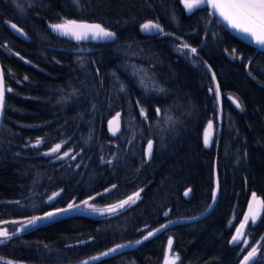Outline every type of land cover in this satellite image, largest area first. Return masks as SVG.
Returning a JSON list of instances; mask_svg holds the SVG:
<instances>
[{"label":"trees","instance_id":"16d2710c","mask_svg":"<svg viewBox=\"0 0 264 264\" xmlns=\"http://www.w3.org/2000/svg\"><path fill=\"white\" fill-rule=\"evenodd\" d=\"M207 16L203 7L185 11L182 0H0V68L11 88L0 122V220L90 196L91 202L111 204L143 189L135 204L104 222L90 225L73 216L45 223L27 238L0 245L1 253L34 264H65L126 243L166 217L205 209L215 169L216 203L198 222L176 227V245L187 264H235L242 247L229 244L226 223L230 215L238 220L250 192L264 199V52ZM62 19L98 22L116 40L60 37L49 25ZM146 19L177 37L169 40L196 47L198 56L178 55L162 41L167 38L139 34L137 26ZM5 20L22 28L27 40L14 36ZM207 68L215 73L221 109L205 93ZM250 72L258 81L249 80ZM228 93L241 112L226 100ZM115 111H121V133L109 137L105 122ZM207 120L214 135L204 148ZM37 138L46 143L26 147ZM148 140L153 151L146 159ZM61 141L68 143L57 155L71 150L69 157L43 155ZM54 192L61 194L46 203ZM247 234L264 237V211ZM152 247L147 240L132 253L94 264H147ZM260 257L253 264H264Z\"/></svg>","mask_w":264,"mask_h":264},{"label":"snow or ice","instance_id":"6c2138e0","mask_svg":"<svg viewBox=\"0 0 264 264\" xmlns=\"http://www.w3.org/2000/svg\"><path fill=\"white\" fill-rule=\"evenodd\" d=\"M75 3H79V0H75ZM184 8L192 13L197 9L206 7L209 11V16L216 18V23L223 22L226 27L235 30L238 33H241L249 40L250 43H254L259 46L261 50H264V0H182ZM10 23V22H9ZM11 28L16 31L18 34L23 35V29L18 28L16 24H10ZM49 27L55 33L60 36L68 37L75 41H87V40H112L115 38L116 33L110 31L108 28L103 26L100 23H87L81 22L72 19H62L59 23L50 24ZM142 32L156 34V35H174L172 33H167L164 31L163 26L159 22H154L148 20L145 23L140 25ZM187 49L192 55L197 54V48L192 47L187 42H182L177 45L178 52H184ZM186 55L188 53H185ZM236 54V50H232V55ZM18 55V54H17ZM251 63V60H250ZM210 68V66H209ZM213 80H215V73L212 74ZM27 79V77H25ZM143 84V81H141ZM160 92H163V88L157 89ZM11 91V88L5 87V81L3 77V72L0 70V114H2L5 107V92ZM210 92H214L217 99L220 98L221 93L219 85L217 84L215 89H209ZM233 103L236 104L237 108H241L240 102L233 97ZM157 114L161 112L159 108L156 109ZM119 113L114 120H110L109 128L112 131L113 135L119 130ZM141 115H145V110L141 108ZM214 131L213 121L209 120L207 126L204 129V144L206 147L210 146L212 142ZM46 143V138H37L34 143L26 145L32 148H39L41 145ZM68 141H61L59 144L54 145L48 151L44 152V156H55L56 160H61L63 158L69 157L70 151H65L60 155L61 148L63 145L67 144ZM153 151V141H147V155L151 157ZM75 159V156L71 157ZM111 163V161H107ZM112 188H116V185H112ZM63 189H61V192ZM111 189H105L104 192L107 193ZM143 189L132 193L127 196L126 199L120 200L116 203L109 204L105 207H97L95 204L90 203L94 200L95 197L90 196L87 200H83L79 203L73 202L69 203L67 207L64 208H54L52 211L44 212L43 215L27 217L22 221H11L10 223L19 224V228L9 232L7 228H0V245L7 243L12 239L14 235H17L19 232L27 231L37 224L45 221H52L57 216H60L65 213L70 212H87L96 213L101 216L105 214L115 215L118 212L122 211L126 207L135 204L137 200L140 199V193ZM191 192V189L185 191L184 195L188 196ZM60 192H54L51 196L48 197L46 203L51 204L58 196ZM97 196L103 195V193H97ZM213 200L216 198V193L213 192ZM15 203L19 204V201ZM212 207V205H209ZM262 211H264V199L257 197L255 192L252 193V199L248 203V210L243 216V220L240 221L238 227H236L235 234L232 236L230 243L240 245L243 244L244 247L241 249V252L247 251V254L243 256V259L240 261V264H251L257 254H261V259L264 260V237L261 238V241L255 242V245L249 243V240L246 238L247 233L245 232L246 226L251 223H256L257 219L261 217ZM165 216L168 215L166 212ZM195 219V218H193ZM0 223H9L3 221ZM175 223L174 221L169 220L168 224L160 225V228H157L152 231H148L147 235L142 238V240L130 241L128 244H117L112 248H109L107 251L99 253L96 256L89 257L80 262V264H91L93 261H99L102 257L110 256L114 253H117L120 249L130 246L131 244H141L143 241L151 238L155 233L161 232L163 229H166L169 224ZM231 224V222H230ZM147 227V226H146ZM78 243H84V241H79ZM173 241L170 237L167 242V249L165 252L163 264H178L179 254L172 251ZM47 247V245H45ZM250 248V250H248ZM0 264H13L12 261H2Z\"/></svg>","mask_w":264,"mask_h":264},{"label":"water","instance_id":"95a60500","mask_svg":"<svg viewBox=\"0 0 264 264\" xmlns=\"http://www.w3.org/2000/svg\"><path fill=\"white\" fill-rule=\"evenodd\" d=\"M204 8V10L206 11V13H207V17H208V20H210V19H214V20H216V18L215 17H212V16H209V14H208V9L206 8V7H203ZM73 20H77V19H73ZM148 20H152V21H154V22H158V21H156V20H153V19H146V20H142V21H140L139 22V24H138V26H137V32L139 33V34H142V35H144V36H150V37H154V38H158V37H160V38H168V37H171V38H173V39H176L177 37L175 36V34L174 35H156V34H150V33H145V32H142L141 31V29H140V25L141 24H143V23H145L146 21H148ZM77 21H80V20H77ZM81 22H87V23H92L91 21H87V20H84V21H81ZM55 23H59V22H55ZM94 23H98V22H94ZM160 23V22H159ZM4 24H5V27L11 32V33H13L14 34V36H16V37H18V39H25V40H27V37H26V33L24 32V30H23V35H20V34H18L16 31H14L12 28H11V26H10V24H15L14 22H10L9 23V21L8 20H5L4 21ZM54 24V23H53ZM161 24V23H160ZM218 24H220V26L223 28V29H225L229 34H231V36H233L235 39H238V41L239 42H243L244 44H246L250 49H256V50H259V52H264V50H261L260 48H259V46H257V45H255L254 43H250L249 42V40L247 39V38H245V36L243 35V34H241V33H238V32H236L235 30H233V29H230V28H228V27H226V25L223 23V22H221V23H218ZM17 25V24H16ZM18 27V26H17ZM19 28V27H18ZM50 28V27H49ZM106 28H108V27H106ZM164 28V27H163ZM110 31H112V29H110V28H108ZM50 30H51V28H50ZM52 31V30H51ZM53 32V31H52ZM113 32V31H112ZM166 32V31H165ZM167 33H172V32H167ZM54 34H56V35H58L57 33H55L54 32ZM173 34V33H172ZM58 36H60V35H58ZM117 36V35H116ZM116 36H115V38L114 39H112V40H87V41H81L82 43H85V42H92V43H95V42H102V43H106V42H110V41H115L116 40ZM60 37H63V36H60ZM64 38V37H63ZM66 38H68V37H66ZM68 39H70V38H68ZM71 41H73V42H75V40H73V39H70ZM80 42V41H79ZM196 48V47H195ZM199 48V47H198ZM0 67H1V63H0ZM0 70H1V68H0ZM207 70H208V68H207ZM209 71V70H208ZM210 72V71H209ZM210 74H211V76H212V73L210 72ZM4 77V76H3ZM212 81L214 82V88L213 89H215V87H216V85L218 84L215 80H213V78H212ZM226 99L228 100V102H230V104H231V106H233V107H235V109L237 110V111H240L241 112V108H237L236 107V104L235 103H233V101H232V98L233 97H235L234 95L232 96V95H230V94H226ZM236 98V97H235ZM220 99H221V96H220V98L219 99H217L216 98V103H218V107L221 109V102H220ZM117 113H121V111H115L113 114H110L109 115V117H108V119H107V121L105 122V129L107 130V133H108V136L110 137V136H116V135H119L120 133H121V128H120V123H121V118H120V115H119V130L116 132V134L115 135H113V133H112V131H110V128H109V121L110 120H114L116 117H117ZM3 112H2V114H0V122H1V119H3ZM208 121L209 120H207L204 124V128H203V130L201 131V135H202V141H201V144L203 145V147L205 148L206 146H205V144H204V129H205V127L207 126V123H208ZM1 125V124H0ZM214 135V134H213ZM212 139H213V137H212ZM209 147V146H208ZM144 148H145V150H144V157L146 158V159H149V156L147 155V143L145 144V146H144ZM207 148V147H206ZM215 172H216V170L214 169V172H212V176H213V182H212V186H213V188H212V192L210 193V197H211V199H210V202L207 204V206H206V208L205 209H203L201 212H199V213H197V215H195V216H187V217H185V218H183V217H177L176 219H171V221H174L175 223H172V224H169L168 225V227L169 226H175V225H177V224H182V223H184V224H187V223H189V222H196V221H198L199 219H201L202 217H205L211 210H212V208H213V205L216 203V201H217V192H218V186H217V175H215ZM112 188V186L111 187H107V189H111ZM106 189V188H105ZM104 189V190H105ZM213 192H215L216 193V198H215V200H213ZM209 205H212V207H209ZM64 207H67V206H63L62 208H64ZM52 210H54V208L52 209ZM52 210H49V211H52ZM48 210H46V211H43V212H41L40 214H35V215H32V216H39V215H43V213L44 212H47ZM76 214H79L80 216H83V215H89L90 217H93V216H96V215H99V214H96V213H91L90 211H87V212H70V213H65V214H62V215H60V216H57L55 219H57V218H62L63 216H73V215H76ZM101 216V215H100ZM193 218H195V219H193ZM54 219V220H55ZM53 221V220H52ZM52 221H45V222H41V223H39V224H37L35 227H41L43 224H45V223H51ZM169 221V220H168ZM168 221L166 222V223H164V224H168ZM163 224V223H162ZM162 224H160V225H162ZM160 225L159 226H156V228H154V229H150V230H148V231H152V230H155V229H157V228H160ZM19 228V225H18V227L16 228V229H18ZM15 229V230H16ZM32 229V228H31ZM31 229H29V230H31ZM167 229V228H166ZM166 229H163L164 231L166 230ZM28 230V231H29ZM147 233L148 232H146V234L144 235V236H146L147 235ZM157 235V233H155L152 237H154V236H156ZM143 235L141 236V237H138L136 240H142V238L144 237ZM135 240V241H136ZM147 240H145V241H143L142 243H144V242H146ZM130 242V241H129ZM118 244H122V243H118ZM123 244H128V242H126V243H123ZM117 245V244H116ZM139 244H131L130 246H128V247H125V248H122V249H120L117 253H120V252H126V250H128V249H131V248H136L137 246H138ZM114 247V246H113ZM109 248H112V246L111 247H109ZM109 248H107L106 250H104V251H102V252H105V251H107ZM101 251L100 252H98V253H95V255H89V256H87V257H85V259H88L89 257H92V256H96V255H98L99 253H102ZM117 253H114V254H112L113 256H115ZM112 255H110V256H112ZM106 257H109V256H105V257H102L101 259L103 260V259H105ZM85 259H83V260H85ZM100 259V260H101ZM83 260H77V261H75V262H73V263H71V262H68V263H65V264H80V262L81 261H83ZM94 263H96V261H93V262H91V264H94ZM23 264H25V263H23Z\"/></svg>","mask_w":264,"mask_h":264},{"label":"flooded vegetation","instance_id":"af4514ba","mask_svg":"<svg viewBox=\"0 0 264 264\" xmlns=\"http://www.w3.org/2000/svg\"><path fill=\"white\" fill-rule=\"evenodd\" d=\"M164 38V37H163ZM169 38V37H168ZM166 39V40H162L163 42H165V41H168L169 39ZM250 76H248L249 77V80L250 81H253V79L254 80H256V81H258L254 76V74L252 75L251 74V72H250V74H249ZM252 77V78H251ZM252 79V80H251ZM260 83V82H259ZM205 93H207V92H205ZM229 94V93H228ZM225 98H227L226 97V95H225ZM222 99V98H221ZM220 99V100H221ZM227 100V99H226ZM228 101V100H227ZM262 121H263V124H264V113H263V117H262ZM112 189V188H111ZM183 196H185L184 194H183ZM261 199H263L262 197H260ZM84 200H87V199H84ZM83 201V200H82ZM118 201H120V200H118ZM118 201H115L114 203H116V202H118ZM73 202H76V203H79V202H81V201H78V200H75V201H73ZM72 202V203H73ZM90 203H92V204H95L97 207H105V206H107V205H109L110 203H105V204H103V205H100V204H98V203H95V202H91L90 201ZM69 203H64V204H62V205H60V206H51V208H49V209H47L48 211L49 210H52L53 208H62L63 206H67ZM111 204H113V203H111ZM129 207V206H128ZM46 211V210H45ZM122 211H124V209L122 210ZM201 212V211H200ZM197 213H199V212H197ZM163 215V214H162ZM193 214H191V215H188V216H192ZM195 215H197V214H194L193 216H195ZM74 217H76V216H79L80 218H84L83 220L86 222V223H88V224H90V225H94V223H97V222H104V220H106V217L107 216H109V215H104V216H100V215H96V216H93V217H90L89 215H83V216H80L79 214H76V215H73ZM73 216H63L62 218H57V219H55V220H53V221H61L62 219H65V218H67V217H69V218H72ZM162 217H164V216H162ZM177 217H183V216H177ZM177 217H175V218H173V217H166V219H163L160 223H158L156 226H159L160 224H164V223H166L168 220H171V219H176ZM186 216H184L183 218H185ZM27 217H21V219H17V218H10V219H2V220H0V222H3V221H7V222H9V223H0V228H7L8 229V231L9 232H12L13 230H15L17 227H18V225L19 224H13V223H10L11 221H22V220H24V219H26ZM203 218V217H202ZM201 218V219H202ZM201 219H199V220H201ZM260 220V217H259V219H258V221ZM52 221V222H53ZM237 221V220H236ZM257 221V222H258ZM194 222V221H193ZM196 222H198V221H196ZM189 223H192V222H189ZM195 223V222H194ZM182 224H184V223H182ZM178 225H181V224H177V225H175V226H169V227H167V229L164 231V230H162L161 232H159V233H157V235L156 236H154V237H151V238H149L148 239V241H150V242H152L153 243V245H154V248L152 247V249L150 250L151 252V256H152V258L151 259H148V263L147 264H163V260H164V256H165V252H166V249H167V242H168V240H169V238L171 237L172 238V241H173V245H172V251L174 252V253H178L179 254V261H178V264H187L186 263V261L183 259V256H184V251L180 248V247H178L177 245H176V240H175V236H176V227L178 226ZM184 225H186V224H184ZM154 228H156V227H150V228H147L146 229V232H148V230H150V229H154ZM227 228H229V232H230V234L228 235V242H229V244H233V243H230V241H231V239H232V236L235 234V231L233 232V229H232V227L231 226H229V227H227ZM249 228H250V226L249 225H247L246 226V229H245V231H248L249 230ZM30 231V230H29ZM28 230L27 231H23V232H19L17 235H14L13 237H12V239L14 238V240H17V241H19V240H22L23 238H27L26 237V235L28 234L27 232H29ZM146 232L145 233H141V234H139L138 236H136L134 239H131V240H129V241H135L138 237H141L142 235L144 236L145 234H146ZM12 239L11 240H9L6 244H10L11 242H13L12 241ZM79 240V239H78ZM129 241H126V242H129ZM75 242H77V240H75ZM147 242V241H146ZM118 243H122L123 244V242H117L116 244H118ZM115 244V245H116ZM115 245H110V246H108V247H106L104 250H106L107 248H109V247H113V246H115ZM139 246V245H138ZM156 246V247H155ZM137 248V247H136ZM135 248H131V249H128V250H126V252H120V253H117L115 256H109V257H106L105 259H101L102 261H106L107 259H116V258H118V257H120L121 255H127L128 253H132L133 252V250H134ZM104 250H99V251H97V252H95V253H98V252H102V251H104ZM1 251H2V248H0V262H2V261H12L13 262V264H23V263H25V264H34V263H31V262H29V261H25L24 259L23 260H19L18 258H11L9 255H8V253H1ZM246 252V251H245ZM244 252V253H245ZM95 253L93 254V255H95ZM242 253V252H241ZM243 253V254H244ZM243 254H241V255H239L238 256V258L236 259V261H235V264H240V261L242 260V256H243ZM92 255V254H91ZM85 257H87V256H85ZM85 257H83V258H79V259H77V260H83V259H85ZM256 262V258L254 259V261H252L251 262V264H253V263H255Z\"/></svg>","mask_w":264,"mask_h":264},{"label":"rangeland","instance_id":"374dc122","mask_svg":"<svg viewBox=\"0 0 264 264\" xmlns=\"http://www.w3.org/2000/svg\"><path fill=\"white\" fill-rule=\"evenodd\" d=\"M185 9V8H184ZM185 11H187L186 9H185ZM174 40V39H173ZM165 44H167V46H169L170 47V50H172L173 52H175L176 54H185V53H188L186 56L188 57V58H192V56H195V55H192L191 53H189L188 52V50L187 49H185L184 50V52H178L177 51V45L178 44H180V43H182V42H175V41H172V40H168V41H165L164 42ZM197 56H198V52H197V54H196ZM208 71V70H207ZM209 72V71H208ZM209 74H210V72H209ZM210 76V78H209V82L210 83H208V85L206 86V92H207V95H209V103H211L212 105L213 104H216V96H215V93L214 92H210L209 91V89H213L214 88V82L212 81V76H211V74L209 75ZM218 104V103H217ZM219 108V107H218ZM218 114H217V120H219V119H221V114L219 113V112H217ZM252 193L253 192H250L249 193V200H248V202H246V208L244 209V211L241 213V215H240V217L238 218V220L236 221V218H235V216H233V215H230L231 217L229 218V221H228V223H226V227H229V226H231L232 227V229H233V232L234 231H236V227H238L239 226V224H240V221L241 220H243V216H244V214L247 212V210H248V203H249V201L252 199ZM258 198H260V196H257ZM261 199V198H260ZM259 219V218H258ZM258 219H257V221H258ZM230 222H231V224H230ZM249 226L250 225H253V223H251V222H249V224H248ZM246 233H248V231H245ZM263 236L262 235H260V238L257 240V239H253V237L252 236H247L246 238L249 240V243L250 244H252L253 246L255 245V242H257V241H261V238H262ZM240 247H244V245L243 244H240ZM248 250H250V248L248 249ZM245 252V251H244ZM243 252V253H244ZM243 253H241V254H243ZM240 254V255H241ZM247 254V251L243 254V256L244 255H246ZM259 254V253H258ZM258 254H257V258H258ZM242 256V257H243ZM256 258V259H257ZM243 259V258H242Z\"/></svg>","mask_w":264,"mask_h":264}]
</instances>
